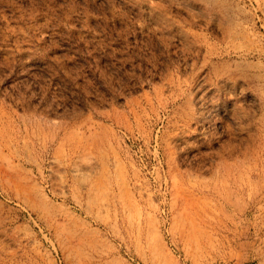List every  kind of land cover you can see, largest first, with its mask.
Returning <instances> with one entry per match:
<instances>
[{
  "label": "rangeland",
  "instance_id": "374dc122",
  "mask_svg": "<svg viewBox=\"0 0 264 264\" xmlns=\"http://www.w3.org/2000/svg\"><path fill=\"white\" fill-rule=\"evenodd\" d=\"M0 264H264V0H0Z\"/></svg>",
  "mask_w": 264,
  "mask_h": 264
},
{
  "label": "bare ground",
  "instance_id": "6f19581e",
  "mask_svg": "<svg viewBox=\"0 0 264 264\" xmlns=\"http://www.w3.org/2000/svg\"><path fill=\"white\" fill-rule=\"evenodd\" d=\"M185 233V232H184Z\"/></svg>",
  "mask_w": 264,
  "mask_h": 264
}]
</instances>
